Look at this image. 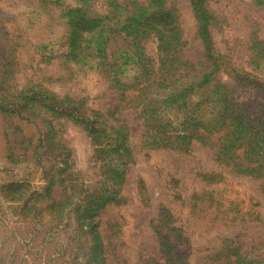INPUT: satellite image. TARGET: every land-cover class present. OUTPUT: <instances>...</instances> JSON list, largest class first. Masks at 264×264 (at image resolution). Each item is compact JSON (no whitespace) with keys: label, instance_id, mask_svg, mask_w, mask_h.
Segmentation results:
<instances>
[{"label":"rangeland","instance_id":"374dc122","mask_svg":"<svg viewBox=\"0 0 264 264\" xmlns=\"http://www.w3.org/2000/svg\"><path fill=\"white\" fill-rule=\"evenodd\" d=\"M173 3L188 57L204 56L191 1ZM210 6L217 16L213 83L220 97L221 82L229 85L228 107L242 111L247 129L235 152L249 150L257 132L264 153V43L256 49L254 41L256 34L264 42V6ZM83 8L85 0H0V264H212L226 258L227 239L264 264V168L237 172L233 151L222 155L217 141L192 139L190 150L159 146L151 131L183 135L194 115L221 119L219 106L200 110L197 91L174 99L163 89L171 98L155 110L161 125H147L149 113L123 99L141 55L124 53L115 80L98 60L88 62L83 39L107 28L111 9L93 1L87 17ZM115 36L110 52L124 45L125 33ZM142 45L158 60L156 37L142 41L139 52ZM226 59L253 76L236 78ZM89 115L124 124L131 156L117 150V139L100 144L91 137L83 124ZM229 126L213 129L221 143Z\"/></svg>","mask_w":264,"mask_h":264},{"label":"trees","instance_id":"16d2710c","mask_svg":"<svg viewBox=\"0 0 264 264\" xmlns=\"http://www.w3.org/2000/svg\"><path fill=\"white\" fill-rule=\"evenodd\" d=\"M93 1L96 5L98 0H85V7L88 9L83 8L82 13H84V16H89L90 2ZM190 1L195 17L198 20L199 38H201L202 45L206 49L204 56L197 59L188 57L185 51V47L188 44L185 40V30L180 19L179 9L173 3V0H149L148 3H142L138 0H102L111 9L110 14L106 17L108 19L107 28H100L98 31L93 30L87 38L84 37L85 53L83 56L87 58L88 62L91 60L97 62L98 60L102 72L104 71V74L105 72L113 74L115 80L121 76L123 66L120 61L123 59L124 53H129L130 56L133 53L141 55L137 63L140 66V70L136 80L132 85H125L123 99L127 98V102L135 103L137 107L141 106V112L144 110L149 113L146 117L147 125H161L155 110L163 107L167 103V99L171 97L175 99L185 93L192 94L195 91L198 94L200 93L201 99L198 103H195L200 110H205L203 107H207L208 103H214L215 107L219 106L221 119H205V116L200 114L194 115L192 121L185 123L188 127L183 135L171 136L166 132L160 131L161 127H158L156 132L151 131L150 134L155 137H161L159 142H157L159 146L171 147L176 150H183L184 148L190 150L192 139L202 141L204 144L211 140L213 143H216V141L220 142L218 152L220 151L221 153L222 150V155L228 151H233V162L237 172L256 175L261 173L264 168V153L259 145L261 142L260 136L255 132L248 139L249 150L242 153L235 152L240 137L244 134L243 131H247L246 126L242 125L245 120L241 116L242 111L228 107L229 95L226 92L230 90L229 85L219 81L222 84L221 87L226 91H222L220 97L217 92L218 84L213 83L216 80L215 73L218 71L217 64L214 68L211 64V59L216 57L212 31L216 24L217 16L210 8V3L213 0ZM255 3L260 7L264 6V0H255ZM123 33H125L124 37L122 36ZM113 35H116L113 40L123 37L124 45L110 52L109 47H111L110 43ZM256 36L255 34L254 41L257 44L255 47L257 49L264 42L260 41L258 36ZM151 37H156L158 41V60L152 58L143 45L142 52L138 51V46H140L142 41ZM209 54L211 55L210 58L207 57ZM217 57L222 60L224 58L221 55ZM112 58H114V62H112ZM226 61H223V64L231 69L236 78L246 75L248 78H244L243 81H248L253 76L250 72L238 69V65L234 64L232 59H226ZM249 64L250 67L253 65L252 62ZM110 82L112 86L118 84V81ZM163 89L169 90L171 97H164L165 90ZM216 95H218L217 98ZM229 110H232V115L225 117V113ZM222 119L224 120L223 124H221ZM115 121H118V119H115ZM83 124L86 125L85 130L88 134L94 137L98 143L101 144L105 143L106 140H110L109 144H112L111 141L117 139L119 140L117 142V150L122 147H128L129 133L124 124L116 123V126H111L112 124L109 122L102 123L98 115H89L83 119ZM216 124H220L224 129L230 125L222 143L221 136L213 135L215 133L213 129H215ZM257 131L260 133L259 129ZM223 143L224 146L222 145ZM241 147L242 145H240ZM124 151L129 152L131 156L130 148H126ZM248 153L250 157L243 156L248 155ZM110 200L115 201L116 199L112 197L108 201ZM226 243L227 246L224 248L225 252L223 253L226 258H222L221 261L212 258L210 259L212 264H258L257 260L250 259L244 254V247L240 241L227 239Z\"/></svg>","mask_w":264,"mask_h":264}]
</instances>
